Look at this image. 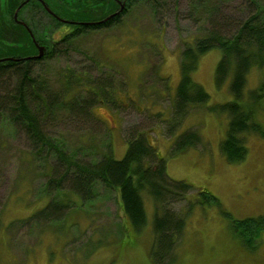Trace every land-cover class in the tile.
<instances>
[{
  "label": "rangeland",
  "instance_id": "rangeland-1",
  "mask_svg": "<svg viewBox=\"0 0 264 264\" xmlns=\"http://www.w3.org/2000/svg\"><path fill=\"white\" fill-rule=\"evenodd\" d=\"M195 1L151 0L153 10L146 0H134L112 26L79 33L61 45L68 46L63 52L45 57L35 67L47 79L49 90L64 102L85 103L80 101L97 88L104 94L92 108L98 121H65L67 109H63L56 120L45 123L46 132L59 139L60 146L65 144L67 156L92 162L101 158L109 143L113 158L120 160L127 149L125 137L138 131L164 160L168 177L192 185L193 195L156 209L148 192H143L145 225L139 233L120 209L116 193L102 186H96L92 201L69 194L77 204L70 203L62 213L48 210L53 219L61 216L59 223L28 222L48 200L61 199L69 191L67 181L59 195L53 187L45 189L49 175L60 177L66 165L51 153L35 152L30 138L14 132L7 122L0 123V264H154L150 257L153 220L169 217L170 210L185 220L172 264H264V231L255 240V248L247 249L231 227L232 220L264 215V138L240 136L248 149L243 161L229 163L222 155L220 142L228 116L211 109L233 98L231 73L219 86L215 82L221 57L217 48L203 54L192 73L208 94L207 102L191 107L179 123L172 124L181 51L219 30L192 10ZM259 4L264 9V2ZM219 9L220 17L233 22L219 31L227 36L253 15L248 0H225ZM70 73L80 77L83 88H76L73 81L70 92L60 93L61 82ZM262 79V71L252 68L245 94ZM255 118L264 128V111ZM189 130L199 135V145L173 153L177 137ZM197 190L216 197L230 219L198 196L187 207Z\"/></svg>",
  "mask_w": 264,
  "mask_h": 264
},
{
  "label": "trees",
  "instance_id": "trees-1",
  "mask_svg": "<svg viewBox=\"0 0 264 264\" xmlns=\"http://www.w3.org/2000/svg\"><path fill=\"white\" fill-rule=\"evenodd\" d=\"M146 1L154 10L155 4L150 2L151 0ZM224 1L196 0L194 2L195 6L192 10H197L201 17H207L210 24L219 30L210 31L205 37L195 39L181 51L179 83L176 87L173 106L175 121L172 124L179 123L191 107L207 102L208 94L193 80L192 73L197 67L199 58L217 48L221 57L215 68V82L219 86L231 73L229 91L233 99L211 110L228 116L227 130L220 142V151L227 162L237 163L243 161L248 153L240 137L242 134H255L264 138V128L255 118L259 111H264V9H261L263 6L259 4L264 0H248L253 8V15L236 26L237 30L235 34L230 35L231 37L219 32L233 24L232 21L220 17L219 6L224 4ZM9 11L13 12L14 9ZM3 12L0 8V42L7 39L4 30H6L8 15ZM15 33L13 45L0 47V123L7 122L14 132H21L30 138L35 152L51 153L57 161L66 165L60 177L49 175L45 186L46 192L53 187L55 189L53 191L59 195L64 181L70 185L69 191L62 194L61 199L48 200L46 207L33 214L28 222L59 223L62 221L61 216L53 219L52 215L47 213L48 210L62 213L70 203H76L68 198L69 194L81 201H92L96 196V186H102L116 193L120 209L128 218L134 231L139 233L145 225L143 192H148L155 208L157 205H172L193 195L192 185L168 177L164 160L157 155L145 136L138 131H131L125 137L127 149L120 160L113 158L109 143L101 158L92 162H77L75 156H67L65 144L60 146L59 139H53L46 132L45 123L56 120L58 111L63 109H67V115L63 119L65 121L71 118L81 121L90 120V118L97 120L92 115V108L97 103H101L104 94L97 88L89 90L88 97L80 101L85 103L75 104L76 99L62 101L59 94L49 90L47 79L35 71L36 65L45 57L39 60L30 58L35 54V50L28 42V34L19 26H15ZM67 47L56 48L54 56ZM24 57L29 59L20 62L9 60ZM252 68L261 70L263 79L257 88L245 94L246 78ZM79 78L72 73L68 74L61 82L59 92L63 94L70 92L69 87L73 81L76 88L82 89ZM86 135L88 133L82 136ZM199 143L200 137L196 131H185L175 140L172 152L182 153L198 146ZM194 195L195 199L189 201L187 207H190L198 196L205 204L214 205L222 215L230 219V215L221 209L218 199L212 194L197 190ZM170 212L172 214L169 213L167 218L155 216L153 220L150 257L154 264H172L174 261V249L183 231L185 220L181 214L173 210ZM231 227L242 246L254 249L255 240L264 231V215L238 221L232 220Z\"/></svg>",
  "mask_w": 264,
  "mask_h": 264
},
{
  "label": "flooded vegetation",
  "instance_id": "flooded-vegetation-1",
  "mask_svg": "<svg viewBox=\"0 0 264 264\" xmlns=\"http://www.w3.org/2000/svg\"><path fill=\"white\" fill-rule=\"evenodd\" d=\"M133 1L0 0L3 14L8 15L4 30L7 39L0 42V47L13 45L16 35L15 26H19L28 34V42L34 47L35 54L30 58L38 54L40 47L44 48V57H54L55 49L77 37L80 31L112 26L128 10V6ZM19 59L14 61H23L25 57Z\"/></svg>",
  "mask_w": 264,
  "mask_h": 264
},
{
  "label": "water",
  "instance_id": "water-1",
  "mask_svg": "<svg viewBox=\"0 0 264 264\" xmlns=\"http://www.w3.org/2000/svg\"><path fill=\"white\" fill-rule=\"evenodd\" d=\"M43 47L38 48V54L35 56L36 59H40L43 56ZM28 58L22 59V60H26ZM9 60H13L12 58H10Z\"/></svg>",
  "mask_w": 264,
  "mask_h": 264
}]
</instances>
